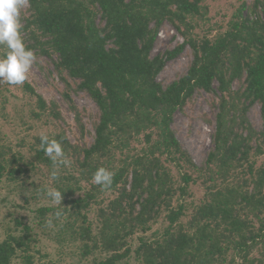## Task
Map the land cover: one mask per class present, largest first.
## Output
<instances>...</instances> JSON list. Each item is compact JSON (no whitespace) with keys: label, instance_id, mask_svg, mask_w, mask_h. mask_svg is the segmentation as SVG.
Instances as JSON below:
<instances>
[{"label":"trees","instance_id":"16d2710c","mask_svg":"<svg viewBox=\"0 0 264 264\" xmlns=\"http://www.w3.org/2000/svg\"><path fill=\"white\" fill-rule=\"evenodd\" d=\"M28 5L26 46L41 56L56 55L59 74L79 80L78 89L100 112L89 147L72 145L64 132L49 137L61 141L65 166L77 176L64 174L65 166L57 169V178L51 176L63 200L57 208L36 210L39 227L66 216L60 240L78 243L83 257L99 252L95 264H124L132 255L139 264H264V167L252 161L264 155V3H244L214 38L195 34L208 14L205 0H29ZM165 24L183 41L153 56ZM187 47L193 57L188 72L164 86L159 75ZM235 81L244 86L234 90ZM215 84L220 100L214 149L199 167L172 126L198 91L214 93ZM23 90L37 100L33 118L48 111L61 119L55 103L48 106L27 82ZM255 104L261 105L259 132L247 117ZM39 145L40 136L28 165H18L23 156L8 160L0 150V180L16 181L29 173V164L45 166L51 175L52 162ZM170 165L182 173L180 180H174ZM100 167L114 173L110 189L92 182ZM199 180L204 199L184 222L190 186ZM84 183L88 189L76 197ZM107 193L115 196L104 207ZM39 199L32 195L26 202ZM93 206H100L97 234L88 216ZM162 215L164 229L146 237ZM14 227L0 243V264H13L19 252L24 264H34L32 229L20 220ZM20 227L23 233L16 235ZM137 233L145 236L132 252L128 240Z\"/></svg>","mask_w":264,"mask_h":264},{"label":"rangeland","instance_id":"374dc122","mask_svg":"<svg viewBox=\"0 0 264 264\" xmlns=\"http://www.w3.org/2000/svg\"><path fill=\"white\" fill-rule=\"evenodd\" d=\"M260 1L264 3V0ZM244 3L252 6L254 0H205V4L208 6V14L206 19L200 23V28L195 31V34L199 37L214 38L218 33H223L228 28V23L233 15ZM28 10L29 5L27 4L21 11L22 27L25 19L30 15ZM248 14L249 11L244 12V15ZM22 35L24 41L27 42V33L22 32ZM182 41V37L176 30L169 24H165L160 31L152 54L156 56L172 51ZM3 51L0 48V56L3 55ZM36 57L26 82L46 101L48 106H51L52 103L58 106L61 119L54 120L49 116L48 111L43 113L40 119L33 118L32 114L38 112L36 110L37 100L24 92L23 85L10 86L7 83L0 85V150L4 151L8 160L13 155L23 156V160L20 159L18 165L30 163V159L34 155V147H32L34 139L41 135L53 137L64 132L72 145L78 147L91 146L95 140V126L99 122L100 112L96 104L85 91L78 89L80 81L65 73L61 76L57 71L55 63L58 62V57L55 55L49 58L38 54ZM192 59L191 49L187 47L176 60L167 64L164 71L159 75L158 81L164 86H168L176 79L184 76L188 72ZM243 86L244 81H235L232 87L234 90H240ZM215 90L214 93L198 91L185 109L176 113L172 126L177 139L199 167L205 163L208 155L214 149L212 137L215 132V115L218 113L216 105L220 100L217 84H215ZM67 94L70 95L71 102L67 100L65 96ZM76 111L84 125V131L78 124ZM247 117L256 131H262L263 119L260 104H255ZM255 145L253 143V146ZM252 161H255L256 167H264V155L253 158ZM28 170H30L29 173L16 178V181L11 182L6 178L0 180V243L7 238L10 231L15 233V221L20 220L23 226H29L32 229L35 242H32L30 255L34 258V264L98 263L100 260L99 252L95 253V256L83 257L78 243L60 240L59 226H66V216L59 218L47 229L39 227L36 210L40 207L57 208L61 202L53 203L47 195L48 190H56V184L45 166L36 165L31 168L29 164ZM73 170L74 168L68 163L63 172L66 175L73 173L77 176ZM170 170L174 180H180L182 173L172 165H170ZM190 174L193 173L190 172ZM81 185L82 190L76 193V197L84 195L83 189H88L87 184ZM250 189L252 190V188ZM32 195H37L40 199L27 203L26 199H30ZM114 196L113 193H107L104 196V207ZM204 196L205 188L200 180L190 186L189 196L186 200L187 210L182 221L186 222L190 219L194 211L193 208L202 203ZM176 203L177 201L174 205ZM99 208L100 206H93L88 211L89 219L93 222L94 234H97L100 229ZM165 226V217L162 215L151 226V230L145 234L146 237H153L154 233L161 232ZM22 228H19L16 235H22ZM145 235L137 233L128 240L132 252L139 245V239ZM105 257L106 255H101V259ZM23 262L22 254L19 252L13 264H24ZM124 264L139 263L132 255Z\"/></svg>","mask_w":264,"mask_h":264},{"label":"clouds","instance_id":"9594fccd","mask_svg":"<svg viewBox=\"0 0 264 264\" xmlns=\"http://www.w3.org/2000/svg\"><path fill=\"white\" fill-rule=\"evenodd\" d=\"M28 3L29 0H0V48L4 50L0 56V85H23L37 59L34 50L26 46L22 35L20 16ZM39 147L52 162V178H57V169L67 165L61 141L41 135ZM113 175V172L100 167L93 174L92 182L102 190H107L111 188ZM47 195L53 203L63 200L58 190L50 189ZM56 215L59 217L60 213L57 212Z\"/></svg>","mask_w":264,"mask_h":264}]
</instances>
